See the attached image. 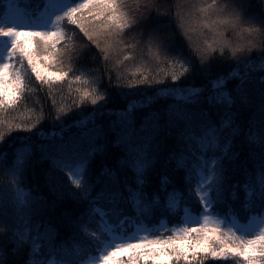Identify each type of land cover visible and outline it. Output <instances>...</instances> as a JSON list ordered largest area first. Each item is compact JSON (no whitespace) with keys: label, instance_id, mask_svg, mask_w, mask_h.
Listing matches in <instances>:
<instances>
[{"label":"snow or ice","instance_id":"1","mask_svg":"<svg viewBox=\"0 0 264 264\" xmlns=\"http://www.w3.org/2000/svg\"><path fill=\"white\" fill-rule=\"evenodd\" d=\"M138 5L38 0L26 12L6 0L0 11V264H264V40L224 38L195 48L194 60L179 43L181 30H193L181 5ZM208 10L216 16L203 21L208 29L254 23L249 31L264 36V0L223 8L214 0ZM78 33L87 38L80 45ZM140 47L179 64L166 78L187 84L131 83L119 73L113 83V69L131 58L110 66L113 53ZM82 71L94 77L84 84L99 87L77 89L78 111L60 107L50 130L39 115L3 118L23 104L29 81L51 93ZM125 89L142 95L112 107ZM32 175L42 192L30 187Z\"/></svg>","mask_w":264,"mask_h":264},{"label":"trees","instance_id":"2","mask_svg":"<svg viewBox=\"0 0 264 264\" xmlns=\"http://www.w3.org/2000/svg\"><path fill=\"white\" fill-rule=\"evenodd\" d=\"M37 2L38 0H19L20 6H24L26 12L33 11L36 8ZM161 2L166 7H171L173 5L182 6L179 11L182 15H187L193 30L187 36L183 35V30H181V39L179 40V43L188 49L187 54L190 55L194 60L198 59V56H196L194 53L195 48L205 47L209 43H213V46H215L214 41H219L224 38H226L235 46L249 45L253 42L258 43L264 40V36L255 31H249V29H256L260 27L258 24L254 23H245L235 31H233L231 28L225 29L223 26L219 27L216 31L204 27V20L216 18V16L212 14V10H208V6L212 5L214 3V0H161ZM126 3L128 5V8L133 12H135L139 6L138 0H126ZM215 3L223 8L225 5H230L232 3V0H215ZM5 7L6 0H0V11H2ZM205 10H208L207 15ZM177 27L178 25H171L174 34ZM67 28H69L71 31L74 26L67 25ZM221 32H223L224 34L223 37L220 36ZM81 35L82 34L79 33L77 34V45L82 44L87 39L86 37H84L83 40H81ZM133 42L134 41L126 40V43L129 44ZM63 44L64 42H61V46H63ZM227 51L228 50L226 49V52ZM124 55H129L131 58L128 60H124L122 65H120L118 68L113 69V83H115V75L119 73L121 79L131 83H134L137 79L141 78V76H147L150 79H163L165 82V86L178 83L187 84V80L176 82L172 81L170 78H166L168 77V73L172 71H180L179 64H176L175 68H173L170 62L166 61L164 58H154L150 54V52L143 47L137 48L135 50H132L130 48H121L120 51L114 52L113 58L109 62L110 66L116 60H122ZM216 55L219 56V52H217ZM67 63L68 62L65 61L66 65ZM95 66L99 67L100 65L97 64ZM72 67L74 69L77 67L75 61H73ZM218 68L221 71H228L230 65L228 63H220L218 65ZM65 70H67V67ZM75 76H81V81H76ZM85 78H88L90 80L94 79L92 74L87 71L75 72V75L70 73L63 83L54 86V90L51 93H49V91L44 86L39 85V81H29V83L31 84V90L25 94L26 99L24 100L23 104L19 107L18 110L5 113L3 118L10 124H17L32 122L39 115L42 117V124L48 130H50L51 115L54 114L55 111L60 107L78 111V109H76L75 105L73 104L74 100H78L79 93L77 92V89H82L84 87H99V85L97 84H84L82 81ZM101 83L109 91H112L111 87L108 85L107 72H104ZM200 83L201 81H197V84ZM139 87L143 88L145 86L140 85ZM153 87H160V85H153ZM125 91H128L130 95L126 99H122L117 96L115 103L111 105L112 107L123 108L129 101L138 99L142 95V93L132 89H125ZM53 98L56 101L55 104L52 103ZM84 107L86 109H90L93 106L85 102ZM6 127L7 126L5 125L4 128ZM16 135L17 132L12 131L10 134H7V139L11 140L12 137ZM4 179L6 180L7 177H4ZM29 180L30 187L36 188L41 192L43 191V179L41 176L32 175L30 176ZM169 225H171V227L173 226L171 223ZM205 264H211V262L206 261Z\"/></svg>","mask_w":264,"mask_h":264},{"label":"rangeland","instance_id":"3","mask_svg":"<svg viewBox=\"0 0 264 264\" xmlns=\"http://www.w3.org/2000/svg\"><path fill=\"white\" fill-rule=\"evenodd\" d=\"M63 2H64V3H68V2H70V0H63ZM20 8H21L22 11H25V9H24L23 6H20ZM65 27H66V29H68V30L70 31V29L67 28V25H65ZM22 39H28V38H23V37H22ZM3 46H4V40H3L2 38H0V50L3 49ZM241 223H244V222L241 221ZM253 223H255V224H259V223H260V220L257 219V220L254 221ZM169 227H171V225H169ZM133 231H134V230H133ZM141 235H143V234H141Z\"/></svg>","mask_w":264,"mask_h":264}]
</instances>
